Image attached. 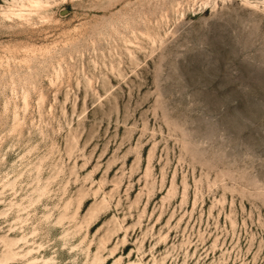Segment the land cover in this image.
<instances>
[{"label": "rangeland", "instance_id": "obj_1", "mask_svg": "<svg viewBox=\"0 0 264 264\" xmlns=\"http://www.w3.org/2000/svg\"><path fill=\"white\" fill-rule=\"evenodd\" d=\"M0 264H264V0H0Z\"/></svg>", "mask_w": 264, "mask_h": 264}, {"label": "bare ground", "instance_id": "obj_2", "mask_svg": "<svg viewBox=\"0 0 264 264\" xmlns=\"http://www.w3.org/2000/svg\"><path fill=\"white\" fill-rule=\"evenodd\" d=\"M35 3H37V1H35ZM37 5V4H36Z\"/></svg>", "mask_w": 264, "mask_h": 264}]
</instances>
